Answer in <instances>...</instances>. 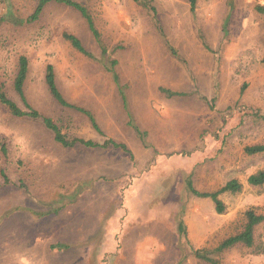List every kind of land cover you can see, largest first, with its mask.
<instances>
[{
    "label": "rangeland",
    "instance_id": "1",
    "mask_svg": "<svg viewBox=\"0 0 264 264\" xmlns=\"http://www.w3.org/2000/svg\"><path fill=\"white\" fill-rule=\"evenodd\" d=\"M38 1L0 0V86L23 106L13 79L28 56L35 108L70 137L114 139L129 152L62 146L41 120L0 103V264H178L180 217L194 247L214 249L242 230L249 207L264 212V185L248 182L264 153L245 150L264 143V0H197L195 11L189 0H147L155 14L134 0H76L98 39L79 11L55 1L30 19ZM48 64L101 132L54 99ZM189 177L202 191L231 179L242 189L221 194L218 213L188 191ZM263 245L264 222L254 246L224 250L219 264H264ZM186 253L181 264H209Z\"/></svg>",
    "mask_w": 264,
    "mask_h": 264
},
{
    "label": "trees",
    "instance_id": "2",
    "mask_svg": "<svg viewBox=\"0 0 264 264\" xmlns=\"http://www.w3.org/2000/svg\"><path fill=\"white\" fill-rule=\"evenodd\" d=\"M4 1H8V0H4ZM50 1H55L57 3L70 6L75 10L79 11L82 14V16L85 18L87 25L91 30V32L94 34L95 38L96 39L100 38V32L95 26L94 19L90 14L88 7H86L83 3L76 0H39L34 10V13L30 16V19L34 20L37 17H39L45 6ZM134 1L138 3H143L145 5L148 3L147 0H134ZM189 2L191 4V10L195 11L197 0H189ZM147 6L149 10L153 12V14L156 13V8L154 6H151L150 3L147 4ZM262 10L264 11V8H262ZM64 37L67 41L70 42V44L75 49H77L78 51L84 54H89V52L84 47L81 39L78 36L72 33L65 32ZM171 52L176 54V51L172 48H171ZM112 64L114 66L115 62L113 61ZM29 66H30V62L28 56L24 54L21 55L18 60L17 71L13 79V90L16 93V95L19 97V99L22 101L23 106H21L17 102V100H15L13 97H11L8 91L3 86H0V103L6 106L11 114L15 115L16 117H28L34 120H41L44 126L52 132L55 141L65 147H73L75 145H82L90 148L111 147V148H120L124 151L129 152V149L125 143L117 142L114 139L107 138L105 141L99 142L93 139H85L82 137L81 138L70 137L67 133H65L62 130V128L57 124V122L53 120L52 117L43 114L39 109L35 108L29 101L26 93V82L29 75ZM115 80L118 81V76L116 74H115ZM45 81L51 95L62 107L77 109L81 112L86 113V115H88V117L90 118L93 127L99 132H101V129L95 117L90 111L86 110L83 107H78L74 105L64 97L63 93L58 87L54 66L52 64H48L46 67ZM129 124L134 126L135 130L141 135V137H144L143 132L136 125H134L131 119L129 120ZM245 150L249 154L264 153V143L248 145L245 147ZM2 174L6 178V175L3 171ZM248 182L252 185H264V170L251 174L248 177ZM186 187L190 193L196 196L211 198L214 202L217 212L223 213L225 211V204L220 197L221 194L226 192H231V193L239 192L242 189V183L239 182L237 179H231L216 190L202 191L196 188L193 180L189 177L186 180ZM245 216H246V221L244 223L242 230H240L238 233L226 237L214 249L194 247L189 241L187 225L184 219L180 217L177 222V230L182 240V247L184 251L182 258L178 264H181L188 258L189 253H186L187 249L195 257L209 264H219L218 255L224 250L229 249L237 244H244L245 246L248 247L254 246L256 227L264 222V212H258L257 210H255V208L249 207L245 211ZM59 244H62L59 245L60 247L63 248L67 247V245L63 243H59ZM260 252L264 254V245L261 247Z\"/></svg>",
    "mask_w": 264,
    "mask_h": 264
}]
</instances>
